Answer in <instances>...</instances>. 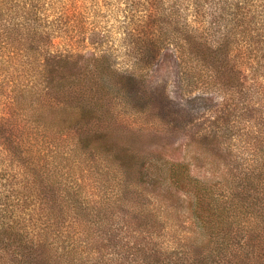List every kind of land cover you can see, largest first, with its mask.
<instances>
[{
  "label": "trees",
  "instance_id": "trees-1",
  "mask_svg": "<svg viewBox=\"0 0 264 264\" xmlns=\"http://www.w3.org/2000/svg\"><path fill=\"white\" fill-rule=\"evenodd\" d=\"M49 3L48 0H0V9L15 19L9 32L17 37L21 58L35 67L29 70L43 79V90L54 99L66 98L63 105L43 110L33 108L30 112L34 142L47 148L51 155L47 156L58 174V166L64 162L73 160L79 167L98 157L97 165L108 175L101 185L105 194L110 195H105L107 204L118 202L121 208L132 200V195L145 196V192L153 189L176 196L172 200L178 204L177 192H183L185 203H181L194 227L193 245L169 250L163 242L149 244L152 232L139 229L133 235L128 223L113 218L120 210L103 212L89 205L73 180L67 193L71 209L66 215L70 214V219L91 217L95 228L102 225L99 233L105 231L109 238L88 230L82 240L76 241L78 237L71 241L68 224L64 223L66 218L55 215L51 233L63 237L60 244L63 255L80 260L81 241L89 244L100 237L105 241L100 264H264V132L254 136L255 132L247 131L255 115L264 112V90L256 79L243 90L226 87L235 79L240 83L245 81L244 63L253 62L257 67L264 63V0H161V6L152 3L143 15L145 19L138 22L130 14L132 6H129L127 16L120 22L125 29L124 53L107 46L106 36L94 32L87 36L77 4L53 18ZM160 55L172 59L175 79L183 84L181 91L186 88L190 93L194 89L201 92L198 100L209 102V95L212 98L239 93L242 114L238 115L237 108H233L230 115L239 123L242 121L241 129L249 132L242 142V153L260 154L251 168H246L245 162L241 164L240 183H233L227 193L211 192L210 182L193 176L184 161H168L161 167L152 165L137 148L129 145L149 134L169 138L180 131L187 145L196 142L206 146V141H219L215 152L222 153L220 144L236 133L228 125L225 129L219 125L218 132L208 129L187 132L184 118L166 103L162 93L161 101L146 95L145 80ZM242 57L251 60L243 63ZM77 66L79 70L74 74L72 70ZM225 72H235L233 75L237 77L219 84ZM74 96L77 99L73 100ZM220 107L217 122L229 124L225 121L230 117L228 103ZM188 121L195 123L193 119ZM116 128L122 132L118 134ZM220 133L223 141L217 139ZM41 157L46 159L45 154H38ZM222 158L226 165L225 153ZM70 170L69 166L68 175ZM121 210L125 213L129 209ZM142 213L136 210L135 214L129 213L130 221L142 218ZM18 224L19 221L12 224L0 220V234L9 238L15 235V240L6 244H15L10 253L12 263L35 264L37 258L44 257L48 261L50 256L44 249L37 253L31 241L22 237L24 233L16 227ZM164 236L161 234V239ZM135 238L139 242L133 241ZM5 259H0L1 263L9 264Z\"/></svg>",
  "mask_w": 264,
  "mask_h": 264
},
{
  "label": "rangeland",
  "instance_id": "rangeland-1",
  "mask_svg": "<svg viewBox=\"0 0 264 264\" xmlns=\"http://www.w3.org/2000/svg\"><path fill=\"white\" fill-rule=\"evenodd\" d=\"M48 1L50 2V10L54 11L51 13L53 18L64 12V9L71 10L72 4H77L80 9V16L84 18V31L87 36L90 32L106 36L107 46L121 53L127 49L124 45L126 43L123 42L125 29L121 27L123 25L120 22L125 18L124 16H127L129 6H132L130 14L132 12L134 15L135 22L145 19L146 10L150 8L152 3L161 6V0ZM12 17L10 13L0 9V220L3 218L12 224L19 221L16 227L24 233L22 237L31 241L37 253L44 249L50 256L48 261L44 256H42L44 258H37L35 264H100L99 258L104 252L105 243L100 237L102 235V237L109 238V234L105 231L99 233L102 232V225L95 228L96 224L89 216H74L77 219H70L68 217L71 215H66L71 209L67 201L68 188L71 182L75 180L82 192V197L86 199L89 205L101 209L103 212L114 213V210H120V213L113 218L116 221L121 219L125 224L128 223L130 230L134 231L133 235L139 229L152 232L153 237L149 244L158 243L161 245L163 242L164 247L170 248L169 250L176 246L193 245L191 243L194 242V227L191 225L185 205L181 203V201L185 203L183 192H177L180 196L178 204L176 200H172L173 198L177 199L176 196L172 197L170 193H165L161 189L157 192L153 189L145 192V196L132 195V200L120 208L118 202L107 204L109 201L105 197L110 195L105 194L101 185L103 179L108 178V175L105 174L106 170L97 165L98 157L83 162L79 167L73 164V160L72 163L64 162L61 167L57 165L60 171L58 174L47 156V154L50 155L46 151L47 148H43L39 143L34 142L32 131L35 130L32 128V121L28 116L33 108L38 110L51 109L58 104L63 105L66 98L54 99L50 92L43 90V79L37 76L34 70H29V68L35 69V67L29 65L28 60L21 58L22 52L19 51L21 47L16 41L17 37L14 33L9 32L13 28L15 20ZM242 58L243 63L247 62L248 59L251 60V58ZM239 60L238 62L241 63ZM244 64L247 70L245 81L240 83V80L235 79L233 84L226 87H234L233 91L241 90V88L243 90L244 87L247 88L251 84V80L256 79L261 85L260 89L264 90V63H260L258 67L253 62ZM173 65L172 59L161 58V55L158 57L145 80L146 95L151 100L156 98L161 101L163 94L166 103H169L170 107L174 106L184 118L183 123L187 132L206 129L218 132L219 125L223 129L228 125L229 129L236 133L233 136H227V141L225 140L223 144H220L224 149L222 153L227 156V164H224L222 153L215 152L219 141H206L208 144L206 146L196 142L187 145V141L182 134L180 135V131L170 135L169 138H161V134H149L134 140L129 145L137 148L152 165L158 164L161 167L168 161H184L188 164L193 176L210 182L211 192L227 193L234 184L240 183L238 180L241 177L239 172L241 164L245 162L246 168H251L258 162L260 154L250 152L251 154L247 156L242 153V142L246 137L245 134L249 132L245 133L246 130L241 129L244 126L242 121L239 123L238 119H233L230 115L233 108H237L238 115L242 114L239 111L241 104H243L242 101L238 100L240 99L239 93L217 95L212 98L209 95V102L198 100L197 96L198 94L200 96L201 93L198 89L192 90L191 93L186 88L185 91H181L183 84L175 79L176 70ZM257 68H260L259 71L255 70ZM78 70L79 67L77 66L72 72L77 74ZM255 71L256 73L253 74ZM233 73L235 72H225L224 78L221 77L223 78L221 82L218 81L219 84H226L229 77L236 78L237 76ZM69 80L75 83L72 77H69ZM91 80L93 79L91 78ZM98 96L100 97V94ZM75 99H77L76 96L73 100ZM225 102L228 103L229 108L227 110L230 116L225 121H228L229 124L217 122L219 121L218 109ZM70 104L74 105L75 103ZM236 104L240 106L233 107ZM263 114L264 112L257 113L248 125L247 131L255 132V134L253 133L254 136L258 135L256 133L259 131L264 132V119L260 118L264 117ZM188 119H193L195 123L191 124ZM115 131L118 134L122 132L118 128ZM50 136L52 137V135ZM220 136L222 133L217 136V139L223 141L224 138ZM65 144L68 143L65 142ZM61 151L65 152L63 148ZM38 154L41 156L45 154L46 159L38 158ZM63 155L65 156L64 153ZM69 166L71 170L68 175L67 168ZM155 171L157 173V170ZM152 172L154 173V171ZM158 178L161 181V178ZM121 209L129 210L124 213ZM135 210L141 213L144 211V213H142V218H136L133 222L129 219V213L135 214ZM55 215L63 219L66 218L64 223L65 225L68 224L71 241H75L73 239L78 237L80 238L76 241L82 240L88 230L89 232L93 231L94 235L100 234L99 238L96 237L89 244L84 240L81 241L82 243L79 244L78 248L81 251L80 260L63 255V249L60 246L63 237L51 233V223L54 222L53 216ZM130 217H133V214H130ZM161 234L165 235L162 239ZM11 240H15V235L9 238L7 235L0 234V259L6 257L5 260L9 264H13L10 260L12 256L10 253L15 244L11 243L9 246L6 244ZM138 240L135 238L133 241L139 242ZM70 245L71 243H69ZM0 264L3 263L0 261Z\"/></svg>",
  "mask_w": 264,
  "mask_h": 264
}]
</instances>
